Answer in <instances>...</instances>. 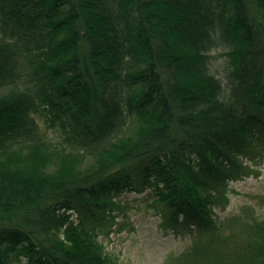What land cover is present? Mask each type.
Listing matches in <instances>:
<instances>
[{"label":"trees","instance_id":"trees-1","mask_svg":"<svg viewBox=\"0 0 264 264\" xmlns=\"http://www.w3.org/2000/svg\"><path fill=\"white\" fill-rule=\"evenodd\" d=\"M263 154L264 0H0V264H122L145 188L167 264H264V216L217 220Z\"/></svg>","mask_w":264,"mask_h":264},{"label":"rangeland","instance_id":"rangeland-1","mask_svg":"<svg viewBox=\"0 0 264 264\" xmlns=\"http://www.w3.org/2000/svg\"><path fill=\"white\" fill-rule=\"evenodd\" d=\"M37 117L45 128L43 118ZM251 166L253 171L249 176L231 183L230 203L225 210L218 209L219 222L241 213L245 205L264 216V154L251 161ZM117 200L115 222L108 219L100 237L107 250L122 264H167L171 255L193 244L194 235L163 226L161 210L153 204L154 194L150 188L124 190Z\"/></svg>","mask_w":264,"mask_h":264}]
</instances>
